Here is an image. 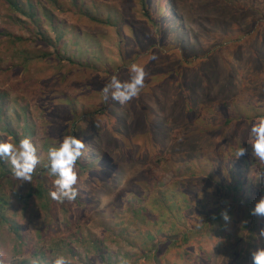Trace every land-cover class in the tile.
Masks as SVG:
<instances>
[{"label":"trees","instance_id":"16d2710c","mask_svg":"<svg viewBox=\"0 0 264 264\" xmlns=\"http://www.w3.org/2000/svg\"><path fill=\"white\" fill-rule=\"evenodd\" d=\"M73 2L80 9L81 17L87 16L98 25L107 26L106 32H102L98 39L97 34L91 31H82L80 33L82 40L78 39V43L83 44V39L88 38L96 47L92 52L91 46L89 58L82 61L83 65L78 68L85 72L83 69L85 66L93 62L99 63L101 68H105V78L86 83L79 81L75 93L69 97L60 98L58 95L47 94L43 101H48L44 112L52 119L48 121L47 126L33 121L23 107L22 111L17 107L12 112H4L3 118L0 116V141H6V138L1 136L2 124L4 121H13L12 116L16 118L20 128L8 123L6 131L11 139L7 142L18 144L20 139L31 137L33 142L38 144L39 154L45 160L49 147L58 145L65 135L72 134L82 138L86 147L76 165L79 176L76 185L79 194L76 200L84 211L83 216L90 212H97L99 215L110 212L120 218L123 216V209L133 210L142 203L139 209L143 210V213H139L138 217L148 231L145 238H149L154 245L148 248L146 253L142 252L146 261L141 264L152 261L167 264L165 263L167 257L173 260L177 248L186 247L189 250L187 247L191 248V245L199 246L202 243L195 238L196 235L203 237L208 235L207 233L214 240L221 239L220 244L223 246L225 243H231L232 258L230 257L228 262L242 259V262L245 261L244 264H252V259L246 257L251 256V251L257 247H262L259 243L263 239H257V233L264 229V218L254 216V225L245 218L244 210L254 208L261 198L252 200L259 186L252 180L248 181L242 174L245 167L241 162L245 160L247 166L251 164L247 154L236 161L230 160L228 168L225 169L221 165L202 167L215 177L213 188L217 194L223 192L220 198H216L220 200L217 204L214 203L216 207L212 206L211 209L209 206L205 209V206L200 205V200L192 196L193 191L191 189L190 192L188 187L184 192V199L167 190L157 195L155 176L163 168L157 169L163 164L165 159L163 155L175 147V141L169 143L167 140L173 137L171 129L173 130L174 125H162L164 120L174 121L176 118L182 120L178 128L184 132L183 134L178 132L177 135L181 143L185 137L190 136L189 133L196 134L201 141H210L211 139L207 137L213 135L219 124L212 121L214 115L212 111L220 102L228 109L231 106L229 102L233 100H230V97L238 95L244 84L248 85L250 74L246 72V68L239 67L240 63L255 67L257 75L264 79V0H138L140 7L134 9L137 14H134L133 18L131 16L128 18L126 11H117L114 18L112 15L99 17L100 15L93 12L83 11L85 1ZM246 9L258 16L252 25L248 20L238 16ZM51 16L49 15L48 19L52 26H56ZM38 26L40 40L53 45L50 33L44 30L43 26L39 24ZM53 28L60 40L69 32L66 25L59 29ZM111 35L117 38L114 53L107 44ZM129 41L132 45L128 43ZM153 54L157 56L156 60L151 59ZM91 61L93 62L90 63ZM133 63L143 65L148 73L141 94L127 105H120L111 99L105 101L102 93L104 85L110 82L113 75L121 81L130 80L131 73L128 68ZM253 81L257 92L264 91V81L259 83V78L255 77ZM206 108L212 110L209 116L204 113ZM251 112L252 115H246L245 120L264 117L263 108H255ZM195 116H199L200 125L189 122L195 121ZM226 120L218 129L221 134L233 123L231 117ZM21 121L24 123L21 124ZM161 125L164 126L165 136L162 131L157 135L150 133L153 138L148 144L152 148L151 151L146 150L149 153L145 154L146 158L141 150L132 149L134 147L129 140L145 143L138 137L139 128L148 126L160 128ZM40 131L42 133L36 137L35 133ZM163 138L165 141L161 142ZM250 139L251 128H246L241 135L236 132L228 145L236 146V149L242 146L248 149L251 147ZM139 147L142 148L141 145ZM230 157H235V154L233 157L230 154ZM8 164L0 161V226L9 220L7 213L12 199H16L15 201L23 206L26 204L33 214L44 215L47 219L57 216L60 212L71 218L72 210L69 203L63 206L64 202L60 203L50 198L48 193L52 187V178L42 165L37 166L31 182H22L12 175ZM140 165L143 170L141 176L132 180L130 186L119 191L107 210H101L103 197L109 196L123 184L126 172ZM164 169L171 171L172 164H168ZM174 181L171 179L167 185H173ZM260 182L264 188V178H261ZM151 205L157 207V212L149 208ZM225 209L231 217L229 222H225L221 217V212ZM196 211L202 214L201 218L197 217ZM152 215H155V220L153 225H150ZM189 223L193 228L189 229L186 226ZM74 224L78 231L75 233L74 230L69 234L71 240L68 243L50 241L48 244L45 237L40 234L35 244L27 246L29 257L23 259L21 263L27 264L29 260L44 259L46 264H53L54 259L61 255L71 259V264L89 262L87 259L80 262L81 256L75 257L72 242L74 238L75 242L89 241L86 239L88 230L83 225L80 226L78 221H71L69 226L72 228ZM197 224L201 227L197 228ZM221 225L225 226L227 232L222 229L217 235L210 231L213 227ZM11 229L18 231L17 241L22 245L25 242L24 234L14 226ZM241 229H245V234L239 236L240 239L230 237L233 230ZM67 247L69 249L65 251ZM221 249L215 254L211 252L212 249L202 250L199 256L204 264H219L225 254ZM97 251L99 260L106 261L104 246L99 244ZM187 258L190 259L191 255ZM137 262L138 259L134 258L132 264Z\"/></svg>","mask_w":264,"mask_h":264},{"label":"rangeland","instance_id":"374dc122","mask_svg":"<svg viewBox=\"0 0 264 264\" xmlns=\"http://www.w3.org/2000/svg\"><path fill=\"white\" fill-rule=\"evenodd\" d=\"M8 3L6 0H0V115L3 118L4 112H12V110L20 107L26 108V113H29L33 121L39 122L47 126L48 121H52L48 115H46L45 106L48 104L46 99L47 94L58 95L61 97H69L75 93V89L79 81L86 83L87 81H93L94 79L105 78V68H101L99 63H92L89 66H85L83 70H80L78 66L83 65L82 61H87L89 58V52H92L96 48L92 45L93 41L90 39H83V44L78 43L80 33L83 31H91L96 35V39L100 38L102 32H106V25L95 23L87 18V16L81 17L79 15L80 9L75 6L73 0H11ZM83 11L93 12L94 14L100 15L99 17H107L112 15L114 18L117 11H126L128 18H133L134 14H137L134 9L140 7L138 0H83ZM82 2V0H81ZM81 4V3H80ZM222 11V10H221ZM51 16L56 26H52L48 16ZM245 20L253 24L258 16L246 9L240 15ZM86 19V23L84 20ZM52 22V23H53ZM48 31L54 41L53 45L44 43L38 36L40 27ZM66 25L69 27V32L65 37L57 38L53 27L58 29ZM90 28V29H89ZM238 33V32H236ZM235 33V34H236ZM116 36L111 35L108 39L107 44L109 49L115 52ZM82 40V39H81ZM132 45V42H128ZM128 44V45H129ZM247 49V48H246ZM245 59H243L244 61ZM75 64V65H73ZM240 68H246V72L250 74L248 77V85H245L239 90L238 95H233L230 100L233 99L229 104L231 105L228 109L224 107V104L220 102L213 111L210 108H206L204 111L208 116L211 111L214 113L212 121H217V128L213 135L207 137L210 141H201L199 136L189 133L190 136L185 137V140L181 143L180 137L177 136L178 132L183 134L178 127L182 120L174 119V121L164 120L162 125H174L173 130L171 129L172 138L168 140L175 141V147L171 151H167L163 157L165 158L161 167L157 169L162 170L160 174L158 172L155 176L157 195L161 194L165 190L171 191L177 194L178 197L184 199V192L186 187L192 189V193L200 205L205 206L209 209L214 206V203L219 202L216 198H220L223 192L217 194L215 191V177L209 172L202 169V167H212L215 165H221L223 168H228L231 161L238 160L233 157L237 150L233 145H228L229 141L233 138L237 132L241 135V132L246 128H252V126L258 123L259 118L246 119V115H252V110L255 108L264 109V91L256 90L254 77L259 78V83L263 82L264 79L261 75H257L255 67H249L246 63H240ZM81 67V66H80ZM82 71V72H81ZM89 73H93L90 75ZM89 76V78H88ZM202 93L201 91H197ZM213 98V97H212ZM211 98V99H212ZM90 97L87 99L89 102ZM58 101V100H56ZM208 106V105H207ZM233 121L232 124L224 129V133L221 134L218 131L220 125L224 124L226 118H230ZM13 121H4L2 130V137L9 141L11 138L7 136L8 123L17 125L16 118L12 116ZM195 121H189L191 123L201 124L199 116L194 117ZM21 124L24 122L21 121ZM155 128L148 126V128H139L138 137L142 138L145 143H138L130 141L134 148L142 151V155L146 158L145 154H149L146 150L151 151L149 147V140L154 133L160 134V131L164 135V126ZM178 125V126H177ZM20 128V125H17ZM49 130L50 127H48ZM43 131V130H42ZM42 131L35 133L36 137L39 136ZM137 133V132H136ZM152 135H151V134ZM136 135V134H135ZM165 136V135H164ZM243 137V136H241ZM238 140V137H237ZM251 143H254L255 137L251 133ZM165 138L161 139L164 142ZM173 143V142H172ZM107 145V144H106ZM142 146V148L139 147ZM131 148V147H130ZM236 149V150H235ZM185 154V155H182ZM230 154L233 158L230 157ZM248 158H250L251 164L246 165L245 160L241 163L245 167L242 174L248 179V181L254 182L255 185L259 186L256 196L252 198L256 201L257 197L264 196V188L260 182L261 173H264L262 164L258 163L257 159L252 155V148L249 146L247 151ZM168 164H172L173 169L171 171H165L164 167ZM10 168L11 165L8 164ZM142 165L130 169L126 172V177L123 179L121 184L114 192L105 196L102 199L100 209L107 210V207L111 205L119 191L123 188L130 186L132 180L137 179L141 176ZM154 175V172L152 173ZM209 177V178H208ZM174 179L173 185H167V183ZM209 179V180H206ZM191 193V194H192ZM199 198V199H198ZM11 200L9 212L7 216L9 220L0 226V257H6L11 264H23L21 261L29 257L27 253V246L29 244H35L39 239V236H44L45 240L53 241L55 243L63 244L68 243L71 240L70 233L75 230L78 231V227L74 224L71 228V221L80 222V226L83 225L87 230L86 239L89 241L80 242L75 238L72 241L75 248V257L81 256L79 260L85 261V264H107L108 262H115L118 264H132L133 259L137 258V264H141L146 261L144 253L154 243L149 239L145 238L147 235V229L143 226V221L139 219L138 214L143 213V210L139 209L142 203L135 206L133 210L123 209V216L118 218L117 216L108 212L105 215H99L97 212H90L84 215V211L77 200L69 203L64 202L63 206L68 203L72 210L71 218H67L60 212L57 216L48 218L44 215L33 214L26 204L21 205ZM220 204V203H219ZM199 205V204H198ZM154 208H153V207ZM28 207V208H27ZM151 210L157 212V207L154 205L149 206ZM200 207V206H199ZM216 207V205L214 206ZM250 207V206H249ZM61 209V208H59ZM208 209V210H209ZM252 209V208H251ZM110 211V210H109ZM248 221L253 223L254 215L251 214V210H244ZM161 211H159V214ZM197 217L201 218L202 214L196 211ZM155 215H152L150 225H153ZM255 223H253L254 225ZM16 227L21 230L25 238L22 245L17 241L18 231H14L11 227ZM75 226V228H74ZM189 229L193 228L192 224L186 225ZM201 227V225H200ZM222 227V228H221ZM227 230L225 226H215L210 231L214 234H220V230ZM208 235L198 237L196 239L202 243L201 245H191V248L186 247L177 248V254H174V259L169 260L168 257L165 261L167 264H204L200 255L201 251L212 249V253H216L221 249L224 254V259L221 258L219 264H244L243 260L240 259L236 262H228L232 253L231 243L220 244L219 238L215 240ZM245 234V229L233 230L231 236L235 237L236 240L240 239L239 236ZM92 235V237H89ZM99 241H98V240ZM152 242V243H151ZM175 243V242H173ZM19 244V245H18ZM103 245L106 251V261L101 262L98 258V245ZM211 245V246H210ZM264 247V239L259 243ZM32 246V245H31ZM173 246V245H172ZM175 246V245H174ZM173 246V247H174ZM69 247L65 249L67 251ZM141 252V253H140ZM144 252V253H142ZM191 255V258H187ZM73 255L71 256V258ZM232 258V257H231ZM230 258V259H231ZM108 259V260H107ZM251 259V256L246 257ZM71 261V259H70ZM73 261V260H72ZM78 263V262H76ZM27 264H46L45 260H29ZM147 264H157L156 261H152ZM207 264V263H206Z\"/></svg>","mask_w":264,"mask_h":264},{"label":"clouds","instance_id":"9594fccd","mask_svg":"<svg viewBox=\"0 0 264 264\" xmlns=\"http://www.w3.org/2000/svg\"><path fill=\"white\" fill-rule=\"evenodd\" d=\"M152 60L157 56L153 54ZM131 78L128 81H121L113 75L110 82L102 88L103 99L118 102L120 105H127L134 98L138 97L145 88V78L148 73L143 65L133 63L128 68ZM251 133L255 137L251 143L252 155L258 163L264 165V117L259 118L258 123L251 128ZM86 147L85 141L77 135H65L58 145L49 147L46 160L39 154V146L34 143L31 137H24L18 144L7 141H0V161H5L11 165L12 175L22 181L31 182L33 174L38 165H42L52 178V187L49 189V196L52 200L63 203H71L77 199L79 194L77 161L82 157ZM245 146L239 147L235 151V157L247 154ZM264 178V173H261ZM251 214L264 218V196H262L251 209ZM221 217L225 222H229L231 217L225 209L221 212ZM200 227L199 224L196 225ZM257 239H264V229L257 233ZM252 264H264V247H257L251 251ZM0 264H11L6 257H0ZM53 264H71V261L61 255L54 259Z\"/></svg>","mask_w":264,"mask_h":264}]
</instances>
